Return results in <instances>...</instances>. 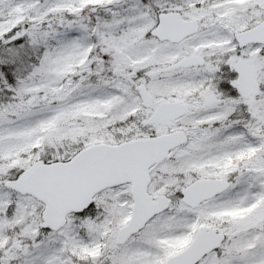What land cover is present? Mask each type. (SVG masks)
Wrapping results in <instances>:
<instances>
[{"label":"snow or ice","instance_id":"1","mask_svg":"<svg viewBox=\"0 0 264 264\" xmlns=\"http://www.w3.org/2000/svg\"><path fill=\"white\" fill-rule=\"evenodd\" d=\"M0 264H264V0H0Z\"/></svg>","mask_w":264,"mask_h":264}]
</instances>
